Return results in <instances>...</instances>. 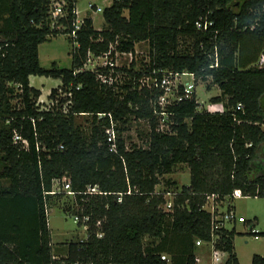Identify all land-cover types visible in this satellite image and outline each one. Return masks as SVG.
Instances as JSON below:
<instances>
[{"label":"trees","instance_id":"16d2710c","mask_svg":"<svg viewBox=\"0 0 264 264\" xmlns=\"http://www.w3.org/2000/svg\"><path fill=\"white\" fill-rule=\"evenodd\" d=\"M53 1L0 0V264H196V241L211 240L209 196L216 203L264 198V0H111L101 30L90 17L76 29V0H62L63 16L52 18ZM198 21L211 25L198 30ZM60 34L72 44L70 67L42 68L39 46ZM140 43L147 61L117 69L123 77L111 86L96 72H78L89 54L113 45L134 55ZM153 70L189 72L207 91L218 87L210 102L222 111L199 110L194 93L165 108L169 131H158L162 91L142 85ZM30 76L60 80L48 107ZM79 118H88L87 127ZM133 121L146 122L142 145L124 137ZM14 133L27 147L13 142ZM179 165L190 175L180 188L164 179ZM63 178L75 193L63 213L72 210L77 226L89 220L83 240L54 248L47 208L64 194H50ZM216 234L224 264H239L234 226ZM251 264L264 257L254 254Z\"/></svg>","mask_w":264,"mask_h":264},{"label":"rangeland","instance_id":"374dc122","mask_svg":"<svg viewBox=\"0 0 264 264\" xmlns=\"http://www.w3.org/2000/svg\"><path fill=\"white\" fill-rule=\"evenodd\" d=\"M111 0H76V12L77 20H82L85 17H90L93 21V26L96 30H101L104 26L102 12H97L94 8L103 10L110 6ZM95 6L94 8L92 6ZM92 7V8H91ZM72 44L67 35L51 36L48 40L39 46V64L42 68H49L52 63H56L59 68H69L71 61ZM148 46L146 43H140L135 47V54L133 59L130 60L121 59L117 61L118 66L129 67L131 61H136L135 70H139L141 66V60L147 61ZM186 81H190L189 78H184ZM30 85L41 91V96L38 100L41 105L48 107L50 105L47 96L51 89L57 88L61 85L60 80L32 76L30 78ZM195 94L198 104L205 111H222L223 106L220 103L212 104L210 98L220 95L219 89L216 86H212L211 90L207 91L205 85L201 82L195 83ZM13 101L12 103H14ZM88 118H79L78 121L87 127ZM147 126L146 122H131L128 130L125 132L124 137L127 143L142 145L145 140ZM164 179H171L177 183L178 188L184 185H188L190 181L189 170L185 165H179L175 168L174 172L164 177ZM165 188V185H160L156 188L157 191ZM55 192H63L61 185L55 183L53 186ZM171 190V189H170ZM171 196V195H170ZM166 195L167 200L171 197ZM73 196L63 194L59 198H53L48 205V226L51 232V239L56 243H62L72 240H83L86 237V230L83 226H77L74 223L72 210L68 211V214H64L63 211L66 207L72 205ZM212 202L207 205V209L211 210ZM215 211H226V209H233L237 216H242L247 220V224H235L234 228L236 235L234 237V248L239 264H251V258L254 254H258L264 257V198L254 197H236L233 200H224L222 203L214 202ZM253 232L255 234L248 233V222H253ZM227 228L231 229V226ZM254 236L258 238L255 239ZM207 247V246H206ZM202 264H224L226 255H222L221 261L213 263L210 257L209 248L202 247L197 249L196 253Z\"/></svg>","mask_w":264,"mask_h":264},{"label":"built area","instance_id":"2783aa9c","mask_svg":"<svg viewBox=\"0 0 264 264\" xmlns=\"http://www.w3.org/2000/svg\"><path fill=\"white\" fill-rule=\"evenodd\" d=\"M63 7H64V1L62 0H54L53 6H52V18H57L60 16H63ZM92 8V7H91ZM97 12H102L99 8H96ZM81 22H77L76 29L80 26ZM211 25L210 22H196V28L198 30H205L208 28V26ZM73 36H75L73 32ZM128 59L132 60L133 55L131 53H125V52H117L115 51L113 45H110L109 50L107 52H104L98 56L88 55L86 63L78 70V72L83 71H89L92 73H97V78L100 80L103 84H107L109 86L113 85L114 83L118 82L120 79H122L123 74L118 71L117 69L123 67L118 66L117 61L121 59ZM132 62V61H131ZM130 62V63H131ZM258 65L260 67H264V54L261 55ZM217 66V65H215ZM100 70V72H99ZM184 78H189L190 81L184 80ZM142 85L147 86L148 88H156L160 89L162 91L161 95L158 98V105L160 106L161 112L157 114L159 116L158 119V131L160 132H168L169 131V124L170 121V115L166 112V107L172 106L174 104H177L181 102L184 99H189L192 97V95L195 93V76L192 73L189 72H182V73H174V72H167L163 70H153L152 74L143 80ZM198 102V101H197ZM69 104V103H68ZM66 106H64V112H66ZM241 106L238 105L237 109H240ZM201 106L199 104V110H201ZM102 117L101 115L99 116ZM264 128V125H262ZM115 137L116 133L114 131V124L111 123L109 133L107 134V142L109 143V152H115L116 146H115ZM13 142L21 143L24 145V147H27L26 140L22 139L19 134L14 133L13 135ZM55 183H59L56 181ZM54 183V184H55ZM61 188L64 194L74 196L75 193L72 192L70 181L66 178H63L61 181ZM55 191L53 190L50 194H54ZM88 194H100L97 187H89L87 189ZM167 196H170L171 199L167 200ZM214 198L215 196H209L207 198V202L204 206V209L209 212L212 215V227H211V240L208 242H203L201 240L196 241L195 245L198 249H201L202 247L209 248L210 250V257L211 261L213 263H218L221 261L222 255H226L224 252H221L217 249H215L216 240L218 239V235L216 234L217 231L227 228L228 226L233 227L235 224H244L246 222V219L242 216H237L233 209H226V211L218 212L215 211L214 207ZM233 198H236L234 196ZM165 204L163 206L164 211H171L172 210V199L173 194L170 192L166 193L164 195ZM212 202L211 210L209 211L207 209V205L209 202ZM88 217H83V228L86 230V227L84 224L88 222ZM74 223L79 222V218L77 216L73 217ZM99 225V223L97 224ZM254 228L250 230V234H255L257 232H253ZM97 237H102L101 233H98ZM255 239H257V236H254ZM161 259L164 261H169L168 258L165 255L161 256ZM195 263L196 264H202L200 257L196 254L195 256Z\"/></svg>","mask_w":264,"mask_h":264},{"label":"crops","instance_id":"0c3cea01","mask_svg":"<svg viewBox=\"0 0 264 264\" xmlns=\"http://www.w3.org/2000/svg\"><path fill=\"white\" fill-rule=\"evenodd\" d=\"M76 15H77V12H76ZM32 76H30L29 77V83H30V78H31ZM212 112H216V111H212ZM51 242H52V245L54 246V248H55V245L56 244H60V243H56V244H54V242L51 240ZM66 242H68V241H66ZM62 243H65V242H62ZM239 261V260H238Z\"/></svg>","mask_w":264,"mask_h":264}]
</instances>
